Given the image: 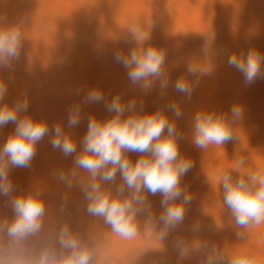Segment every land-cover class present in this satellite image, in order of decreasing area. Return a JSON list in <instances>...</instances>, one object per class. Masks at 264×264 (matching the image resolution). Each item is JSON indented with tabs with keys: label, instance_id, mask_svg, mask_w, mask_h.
I'll return each instance as SVG.
<instances>
[{
	"label": "clouds",
	"instance_id": "clouds-1",
	"mask_svg": "<svg viewBox=\"0 0 264 264\" xmlns=\"http://www.w3.org/2000/svg\"><path fill=\"white\" fill-rule=\"evenodd\" d=\"M134 45L125 53L117 50L114 60L127 71L133 86L139 85L147 92L157 82L162 94L169 86L165 74V51L145 47L150 34L138 26L129 29ZM23 36L16 25L0 27V68H10L19 58ZM214 36L209 35L203 49L204 63L191 62L187 75L179 76L173 88L186 99L191 96L203 76L215 70L212 50ZM210 58V59H209ZM228 64L242 73L245 84H251L264 75V53L249 49L247 54L233 53ZM189 76L195 80L188 79ZM8 87L0 79V102L4 101ZM87 103H103L110 118L88 119L86 134L80 140V150L71 134L62 124L51 128L44 120L27 115L29 101L17 99L11 106L0 103V129L9 123L15 128L0 145V197H9L11 219L0 220V264H95V248L91 238L85 240L75 233L68 223L58 221V230L45 233L47 205L41 190L11 196L14 190L10 170L29 168L37 152L38 143L51 135L50 144L65 157H73L72 167L53 172V178L66 188L80 187L86 204V212L102 218L112 234L132 240L138 235L137 216L147 213L155 235V247L162 249L170 232L185 219L187 206L193 196L182 178L194 167L191 159L180 154L179 141L184 139L175 120L182 116L181 103L172 101L164 108L151 113L144 112L143 102L139 109L135 99L125 103L120 94L106 99L99 88L88 89L84 95ZM171 112L175 120L170 119ZM130 115L125 116V113ZM81 105L75 103L68 109V127L80 123ZM245 110L234 104L230 111L217 114L215 111L198 110L192 118L191 142L197 149L221 146L234 139V127L244 118ZM128 153L140 154L133 162ZM147 154V155H145ZM246 160L240 158L235 164L237 175L223 170L218 176L222 205L230 213L235 226L247 230L264 225V170L242 172ZM86 173V178L82 177ZM119 174L120 183L115 184ZM106 185H114L106 187ZM160 195L161 212H151L148 196ZM67 196L62 198L66 204ZM63 210V209H62ZM216 230L220 224L215 225ZM200 225H193L199 233ZM245 232H238L243 238ZM178 260L182 262L193 252L203 253L200 264H259L250 253L226 255L215 244L203 239L191 241L178 237L174 241Z\"/></svg>",
	"mask_w": 264,
	"mask_h": 264
},
{
	"label": "bare ground",
	"instance_id": "bare-ground-1",
	"mask_svg": "<svg viewBox=\"0 0 264 264\" xmlns=\"http://www.w3.org/2000/svg\"><path fill=\"white\" fill-rule=\"evenodd\" d=\"M16 6L42 15V20L56 29L68 27L72 22L77 23L80 28L85 29L87 34H96L107 38L108 44L113 39L112 37L124 33L122 29L113 27L114 24L124 25L129 29L138 26L153 36L165 31H170L173 34L177 33L180 31L181 26L185 24L179 11L184 7H191V4H189V0H164L162 3L163 9L159 10L148 2H143V0H106L100 4H90L86 10L94 18H88L83 14L85 16L84 20L86 19L84 21L83 17L73 8L74 3L72 0H0V12ZM192 13L193 9L188 12V15ZM260 31H262L260 28L256 30L250 28L246 34H250L251 37L260 42L256 37ZM202 35H199V37ZM22 36L23 43L19 58L12 62L10 68H0V79L4 80L8 87L4 101L0 103H7L11 106L17 99L26 97L29 101L26 114L32 117L34 106L39 108L43 104L42 101L38 100V96L35 95L34 97V87L39 83L38 88L43 89L46 80L42 83L40 81L46 76L74 75L78 78L73 85L76 88H83L85 86L84 78L89 74L100 72L121 76L127 75V71L123 67L111 69L108 66H104L102 69L91 68L97 61L98 56L96 55L82 56L79 62H69L64 58L62 45L57 39L51 40L40 34H22ZM76 38L78 39V37ZM82 40L85 39L82 38ZM87 42L91 43V41ZM235 42L229 41L227 43L223 37L214 38L212 50L215 53L213 57L215 70L212 74L203 76L198 86L195 87L186 109V119H188V132L191 136L192 118L198 110H208V107L216 106L217 108L212 111L223 114L228 112L226 106L231 109L234 104L242 105L245 110L244 118L238 122L235 128L238 135L237 140L243 143L245 149L239 147L238 141L234 137L233 140L224 145H212L207 150L197 149L196 152L191 153L190 159L194 164L191 171L199 174L193 186L189 189L193 196L194 206L191 208L187 225L184 226L182 232L176 234L174 241L178 237H183L189 241L199 238L215 244L218 249L229 256L244 252L260 258L264 255V225L250 227L247 230L237 228L230 213L222 205V194L218 184V176L221 171H231L234 177L238 174L235 170V164L240 158L246 160L245 167L240 171L264 170V75L258 77L251 84H245L242 73L228 64V58L231 54L244 53L246 55L248 52L238 45H233ZM83 44H86V42ZM118 45L120 49L121 46ZM204 47L205 43H202L191 50L166 56L164 70L170 83L165 92L172 90L170 87H173L179 76L187 75L186 68L189 63L205 62ZM174 50L177 49L174 48ZM188 79L195 80V77L189 76ZM53 81L60 80L54 78ZM154 89H160L159 82L154 86ZM77 101H80V103L85 102L82 97L78 98ZM182 113L184 114L183 111ZM183 114L182 116H184ZM182 116L180 118H183ZM177 121L180 123L179 119ZM14 128L15 125L9 123L6 127L0 129V145L6 141ZM189 146L193 147L194 145L190 142ZM15 170L20 171L21 181L27 183V185L31 183L32 177L29 168H14L10 171L14 174ZM29 188L30 186H27L24 191L28 192ZM154 210L157 211V208ZM4 217H6L4 212H0V218L3 219ZM6 218H8V215ZM197 222L200 225V231L194 233L193 225ZM217 223L220 224L219 230H216L215 227ZM245 231L246 235L243 238L237 236L238 232ZM174 241L173 247L164 251L134 245L128 249H104L100 253L95 248V264H200L203 257V253L200 252H193L189 258L180 262L178 253L174 248ZM124 253L128 254L127 257L123 256Z\"/></svg>",
	"mask_w": 264,
	"mask_h": 264
},
{
	"label": "rangeland",
	"instance_id": "rangeland-1",
	"mask_svg": "<svg viewBox=\"0 0 264 264\" xmlns=\"http://www.w3.org/2000/svg\"><path fill=\"white\" fill-rule=\"evenodd\" d=\"M72 1L74 3L73 8H75L77 13H79L84 20V15L88 18H94V16L86 10L90 4H100L106 0ZM145 1L153 5L156 9H163L162 3L164 0H143V2ZM189 4H191V7H184L185 9L183 8L179 11L185 22V24L181 26L179 32L173 34L170 31H165L161 32V34H155V36L150 34V39L145 42V47L155 46L165 51L166 56H169L180 51L191 50L197 45L205 43L209 35H213L214 38H225L227 43H229V41H236L233 45H238L246 51L249 49H256L264 53V0H189ZM192 9L193 13L188 15V12L192 11ZM7 25L18 26L22 34H40L51 40L57 39L62 45L64 58L71 63L79 62L82 56H98L96 63L91 66L93 69H102L104 66H108L110 69L123 67L114 60V53L117 50H125L124 52L127 53L130 48L134 46L131 43L129 28H126L124 25H112L116 29H122L124 33L120 36L112 37L115 40L112 39L111 42L107 44V38L97 36L96 34L89 35L85 32V29L80 28V25L77 23L72 22L68 27L56 29L45 23L42 20V15L20 6L4 9L0 12V27ZM81 26L83 25L81 24ZM250 28H252V30L258 28L262 30L256 35L260 42L254 37H251L250 34H246ZM199 35L202 36L199 37ZM76 37H78V39ZM82 38L86 41L82 40ZM155 40L157 41L155 42ZM84 41L86 44H83L85 43ZM87 41H91V43ZM116 41L118 42L117 44ZM115 44L116 46H114ZM118 44L121 46L120 49L118 48ZM173 47L177 50H174ZM171 49L174 51H171ZM92 51L94 54H92ZM54 78L60 81H53ZM77 78V76L66 74L46 76L40 81L42 83L46 80L43 89L38 88V83L37 86L34 87L33 94L34 97L35 95L36 97L38 96V100L43 103L39 108L34 106L33 118L46 121L49 128L55 124H62L65 131L71 134L76 140L77 151L80 150V140L86 134L89 117L94 116L99 120H104L113 115V113L106 111L103 103H80V101H77L80 97L84 98L88 89L99 88L104 92L108 100H110L112 96L120 94L125 103L131 99H135L138 109L140 103L143 102L145 113H151L158 108H164L172 101L180 102L182 111L184 112V116L182 117H185L184 119L179 118L181 124L175 120V122L178 123V130L181 131L184 136V139L178 142L180 154L190 159L191 153L196 152V147L189 146L191 136L188 132L189 124L188 119H186V109L190 99H186L175 92L173 87H170L172 90L165 92V94H162L160 89L155 90L154 87L144 92L139 85L133 86L127 75L121 76L98 72L91 75L89 74L84 78L85 86L83 88H76L73 84ZM141 98L142 100H140ZM75 103L81 105L80 123L76 127L69 128L67 123L68 109L70 105ZM215 108L217 107L210 106L207 109L212 111L215 110ZM226 109L228 112L230 111L228 106H226ZM127 115H130V113L126 112L125 116ZM168 116L170 119H175L170 111L168 112ZM234 131L236 134L234 137L236 138L235 140H237L238 135L235 127ZM50 140L51 135H46L37 145L38 153L36 152L31 166L29 167L32 177L30 184L27 185V183L20 180V171L15 170L14 174L10 171V178L14 185L11 196L26 194L29 191L41 190L43 192V198L47 201L46 205L48 208L45 220V233L58 230V221H63L68 223L72 230L85 240L91 238V241L94 242V248L100 253L104 249H128L134 245L142 248L159 250L155 247V244H152L156 243V241L147 213H141L137 216L138 235L132 240H123L115 236L104 221H101L102 218L92 217L87 214V202L84 200L83 193L78 184L74 185L72 189H68L64 184H61L53 178V172L61 169L67 170L72 167L73 157L65 158L59 150H54L51 147ZM238 145L240 148L245 149L241 141H238ZM128 156L135 162L140 154L128 153ZM86 175V173H82V177L86 178ZM198 176L199 174L197 172L189 171L182 178L181 183L182 185H188L189 190ZM119 183L120 177L118 174L115 184ZM27 186H30V190L25 192L24 190ZM106 187L114 188V185H106ZM64 196H67L66 204H62V198ZM160 200L161 197L159 194L156 196H148V201L150 205L152 204L150 210L157 216L161 212ZM8 201L9 197H0V212H4L6 217L8 215V218L4 217L3 219L12 218V210ZM192 206H194V204L191 201L187 206L185 219L182 223L183 225H179L175 230L170 232L168 239L164 241L163 249L160 250L164 251L173 247L174 237L177 233L183 231L184 226L187 225L186 223L189 221ZM156 208L157 211L154 210ZM3 219L0 218V220ZM151 237L154 240H152ZM127 255L128 254L124 253L123 256L127 257ZM258 262L259 264L264 263V255L258 258Z\"/></svg>",
	"mask_w": 264,
	"mask_h": 264
}]
</instances>
